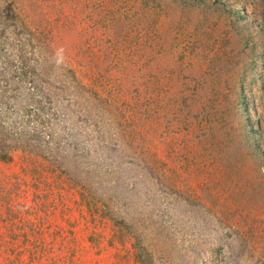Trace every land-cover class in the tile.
<instances>
[{
	"label": "rangeland",
	"instance_id": "obj_1",
	"mask_svg": "<svg viewBox=\"0 0 264 264\" xmlns=\"http://www.w3.org/2000/svg\"><path fill=\"white\" fill-rule=\"evenodd\" d=\"M0 122L76 167L0 159V264H264V0H0Z\"/></svg>",
	"mask_w": 264,
	"mask_h": 264
},
{
	"label": "trees",
	"instance_id": "obj_2",
	"mask_svg": "<svg viewBox=\"0 0 264 264\" xmlns=\"http://www.w3.org/2000/svg\"><path fill=\"white\" fill-rule=\"evenodd\" d=\"M38 74H34L32 73L31 76V80L33 81L35 78H37L39 76V72H37ZM42 83V81H41ZM63 86V85H61ZM73 85H71L72 88ZM80 88L85 90L84 87L80 86V84L77 82L76 84V88ZM43 91V90H42ZM44 92H48L47 90H45ZM43 92V93H44ZM46 95H48L49 93H45ZM84 102H86V104L89 106L93 105L95 106V104L92 102V100H90V102L88 101V99H84ZM101 121V118L99 119V122ZM9 131L8 129L4 128L3 124L0 122V159L4 160V161H8L10 159L9 153L11 151H24L26 153H30L31 155H34L36 157H42L45 160L49 161L50 164H52L55 167H58L60 169V171L64 174L69 175L70 171L75 170L76 167L74 165V157L70 156V155H66V154H59L57 153L55 150V153H48V150L53 149L52 144L50 145V143L47 140L41 141V143H39V140L37 138H29V137H22L17 135L16 133ZM51 146V147H50ZM18 149V150H17ZM128 155H124V157H127ZM120 157V155H119ZM126 163L121 162V165L124 169H131L129 168V166H125ZM119 168V167H118ZM122 168H119V170L117 171L118 176H122L121 175V171ZM96 173L95 177H100L101 175L99 174L101 171L99 169H95L93 171V173ZM89 173V172H88ZM87 172H83V170H80L78 172L77 175H82L80 178V182L79 184H84L87 183L86 180H90V174H88ZM139 177L136 176V181H133V179H129L130 183L133 184H129L128 181H123L126 183L120 184V182H116V188H113L111 186V190L115 193V194H120L122 190H118L120 185H127L125 186L126 189H130L132 190L133 187L141 185L139 184L141 181L137 180ZM112 181L117 179V176L114 174V178H111ZM108 180L106 185L109 183ZM135 185V186H134ZM126 197V196H125ZM124 200H127V198H125ZM9 214V213H8Z\"/></svg>",
	"mask_w": 264,
	"mask_h": 264
}]
</instances>
